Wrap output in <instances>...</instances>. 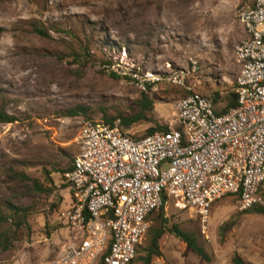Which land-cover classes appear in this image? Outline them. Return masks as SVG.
Masks as SVG:
<instances>
[{"label": "rangeland", "instance_id": "rangeland-1", "mask_svg": "<svg viewBox=\"0 0 264 264\" xmlns=\"http://www.w3.org/2000/svg\"><path fill=\"white\" fill-rule=\"evenodd\" d=\"M251 2L0 0V108L17 118L0 123V214L9 218L4 229L14 236L11 247L0 248V264H50L60 256L74 239L60 211L71 205L72 187L63 170L78 151L80 126L89 119L142 113L144 91L102 65L187 72L195 58L199 67L185 76V85L213 98L220 111L240 69L233 53L245 35L238 13ZM144 93L151 109L129 125L119 120L124 132L140 137L149 128L178 125L174 104L188 89L160 81ZM20 171L26 180L15 177ZM164 220L192 232L210 260L166 231L159 240L161 255L149 264H235L233 258L264 264V215L238 210L234 197L213 204L206 227L167 200L162 212L150 213L138 257ZM135 264L144 262L137 258Z\"/></svg>", "mask_w": 264, "mask_h": 264}, {"label": "built area", "instance_id": "built-area-1", "mask_svg": "<svg viewBox=\"0 0 264 264\" xmlns=\"http://www.w3.org/2000/svg\"><path fill=\"white\" fill-rule=\"evenodd\" d=\"M238 19L245 35L233 48L236 104L225 112L185 85L199 67L195 58L187 72L102 65L144 92L165 81L188 93L174 104L178 125L140 138L123 133L118 119L82 123L72 168L63 173L71 205L60 211L74 239L50 264H135L149 215L164 197L202 227L224 197H236L240 211L264 208V0H252Z\"/></svg>", "mask_w": 264, "mask_h": 264}, {"label": "trees", "instance_id": "trees-1", "mask_svg": "<svg viewBox=\"0 0 264 264\" xmlns=\"http://www.w3.org/2000/svg\"><path fill=\"white\" fill-rule=\"evenodd\" d=\"M113 75H115V74H113ZM212 100H213V98H212ZM213 102H214V100H213ZM235 104H236V98H235V94L233 92L229 96L227 105L223 109H221L220 111L216 110V112H218V113L225 112L229 108L234 107ZM151 107H152L151 100L143 92L142 96H141V99L139 101V111L143 113L147 109H149V108L151 109ZM83 110L84 109H82V112H83ZM77 113L78 112L75 111V110H70L69 111L70 115H76ZM142 113H140V114H138L135 117L130 118V119L127 118V117H124V116H119L120 117L119 120H120V122L123 125L124 124L129 125L132 122H135L136 120H138L139 118H142V115H143ZM16 120H17V118L15 116H13L12 114L7 113L3 108H0V123H11V122H14ZM113 120H115V119L114 118H105L104 120H101V121H103L105 123H112ZM120 128H121V124H120ZM177 128H179V126H177ZM167 129H168L167 126L166 127L165 126H157V127H154V128H149L145 135L151 134L155 130H167ZM121 131L123 133H125L126 135L132 137V138H140V137L145 136V135H143V136L138 137V136L131 135L129 133L124 132L122 130V128H121ZM71 168H72V165L67 167V168H65L63 170V172H66V171L70 170ZM15 177H17L20 180H26L27 179V175L23 171L22 172L21 171L17 172V176H15ZM33 185H34L35 189H37V190L40 189V186L37 183L33 182ZM224 198H226V197H224ZM234 198L237 201V198L236 197H234ZM166 201H167V198L164 197L163 200H162V204H161V206L158 209L161 212L164 209V205H165ZM252 210L254 212H257V213H260V214L264 215V208H262V207L256 206V207H253ZM8 221H9L8 217H5L2 214H0V248L3 249V250H7L9 247H11L12 243H13L12 240L14 239L13 233L10 232V230L4 229V227L6 226ZM16 226L17 227L20 226V223L18 222ZM150 231H151V229H150ZM166 231H168V232L174 234L175 236H177L178 238H180L186 244V247L189 250H191L192 252H195L200 258L205 259V260H210V258L208 256V254L206 253L205 249L201 245H199L197 243L196 237L194 236V234L192 232L181 229L177 224H172L170 226L166 222V220H164V223H163L161 228H157L155 230L153 229L151 231L148 245L144 249L145 250V255L144 256H140V257L137 256L136 259L137 258H142L144 264H149L151 259H152V257L160 256L161 255V251H160V248H159V240H160L161 236L163 235V233L166 232ZM233 262L235 264H246L243 260H241L239 258H233Z\"/></svg>", "mask_w": 264, "mask_h": 264}]
</instances>
